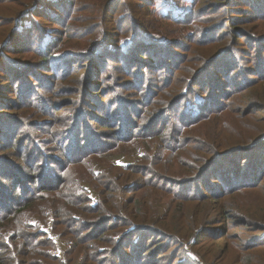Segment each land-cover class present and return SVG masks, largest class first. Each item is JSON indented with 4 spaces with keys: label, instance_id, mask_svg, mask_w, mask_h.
Returning a JSON list of instances; mask_svg holds the SVG:
<instances>
[{
    "label": "trees",
    "instance_id": "16d2710c",
    "mask_svg": "<svg viewBox=\"0 0 264 264\" xmlns=\"http://www.w3.org/2000/svg\"><path fill=\"white\" fill-rule=\"evenodd\" d=\"M124 1L0 0V264H223L231 229L264 233L239 201L264 172V0L197 10L191 57L127 4L110 15ZM134 143L138 162L91 165ZM258 234L239 264H264Z\"/></svg>",
    "mask_w": 264,
    "mask_h": 264
},
{
    "label": "rangeland",
    "instance_id": "374dc122",
    "mask_svg": "<svg viewBox=\"0 0 264 264\" xmlns=\"http://www.w3.org/2000/svg\"><path fill=\"white\" fill-rule=\"evenodd\" d=\"M131 0H126L123 3H121L120 5H115V7L112 9L110 15L114 16V15H119V13H121V11H123L122 13H124L125 11H127L124 6L127 4L128 7L132 10H137L140 11V17L142 19H145V21L147 22L146 24L151 28V32H153L155 35L158 34L159 32H162L165 35H170V38H178L181 37L182 41L181 44L182 45H186V46H182V47H189V49H184V48H173L175 49V51H179L180 53L185 54V57H191L194 53L192 52V50L197 46V44H195L194 42H191V39L188 38L189 34L196 31V35H198V30L202 29L203 26L205 25H209L211 24V22H205L207 21L210 17H212L209 13L207 12L208 10H205L206 13L209 14L208 17L203 18V16H201V10L199 12H197V10L201 9V7L207 8L209 5H211L212 3H216V0H203V1H199L197 0V4L195 6L196 12H197V17L195 15V18L193 20V18H189L186 21H180L177 20L178 22L174 21L171 17H166L163 14L164 13H175V12H179L180 9L182 8L181 6L183 5L184 8H188L190 5V9L192 10V5H191V1L192 0H174L173 4H171V2H169L168 0H153L152 4H147L145 3L144 5H139L138 2L143 3V1L141 0H132V2H129ZM107 2V0H106ZM88 3H90V5H92V0H88ZM171 4V5H170ZM204 8V9H205ZM189 9V10H190ZM188 10V11H189ZM201 19H204L201 20ZM187 24V25H186ZM127 25V24H126ZM254 25V24H253ZM250 26V25H249ZM248 24H246V26H244L245 28L248 29ZM197 27V28H196ZM253 27V26H252ZM252 29V28H250ZM252 31L254 32V30L252 29ZM221 33H225L223 30L219 31V34ZM219 34H216L217 36ZM216 35H214L213 37H215ZM169 36H165L164 39H168ZM189 39V40H187ZM238 39L241 41L243 40L241 35L238 37ZM215 40V39H213ZM216 44H220V42L217 40ZM246 47V46H245ZM218 47L216 46L215 49H217ZM248 48V47H247ZM172 50V49H171ZM189 50V51H187ZM214 51V50H213ZM212 51V52H213ZM169 52V51H168ZM187 55V56H186ZM169 57V54L167 55V58ZM186 59V58H185ZM246 61H243V64H245ZM111 64H115V62H112ZM117 65V64H115ZM246 65V64H245ZM76 70H78V68H76ZM107 73V72H106ZM105 73V74H106ZM9 111V110H7ZM43 118L45 116H42ZM31 120V118H29ZM93 126H97L98 125L95 123H92L91 125ZM12 131L8 132V134L6 135V138H8L10 136V133ZM22 130H14L13 135V139H19L20 137H22ZM113 143V142H111ZM143 147L141 144L139 143H134V144H127L125 146H121L118 149H111L109 151H106L105 153H101L98 156H95L94 160H91V165L94 166L96 169L98 170H105V169H109V167H111L112 165H122V164H131V163H135L138 162L142 156V154L144 153V151L142 150ZM247 156V155H246ZM246 156H241V159H245ZM261 182L262 185L260 186V188L256 191H252V193L246 195V197L240 198L239 201L242 202L244 205H246L247 207V211L249 214H252L254 216H256V219H259L261 223L264 224V172L261 175ZM160 200L155 201L156 206L159 208V215L163 216L166 214V210H167V200L160 198ZM231 233H233V235L237 234V236L240 234L241 235V239L237 238V236H230V238H228L229 241H227L228 243H231L230 246V250L228 252L224 251V257H226V260L223 262V264H239V262L236 259L234 253L238 252V246L240 249L241 244L244 242L245 239H249L250 235H255L258 234L259 232L261 233V235H263L264 233H262V230H254V229H249L247 232L243 231L242 228H234L230 230ZM260 235V234H258ZM220 236V235H219ZM59 244L61 245L62 249H67L68 247V240L66 239L64 241V239H60L59 238ZM67 241V244H66ZM237 241V242H236ZM220 243L218 249L225 247V244L227 243ZM237 243V244H235ZM252 246V244H251ZM260 247L259 249H252L251 252L252 253H257L258 257L256 258V262L260 263L261 261H263L264 263V242H261V244L258 246ZM200 249L202 251H207L209 249H211V247L208 245L207 248L205 246H201ZM215 253V252H214ZM213 253V254H214ZM213 254H208L206 253V255H208V258H211ZM129 261H132L134 264H136V261L138 262V264H141L143 262H145L146 260L141 259L140 255L137 256H133L132 258L130 257L128 259ZM129 264V263H127Z\"/></svg>",
    "mask_w": 264,
    "mask_h": 264
}]
</instances>
